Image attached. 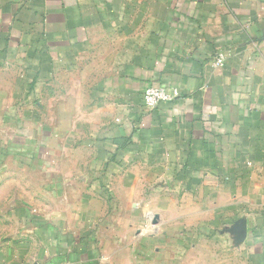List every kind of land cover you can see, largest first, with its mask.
<instances>
[{"label": "crops", "instance_id": "1", "mask_svg": "<svg viewBox=\"0 0 264 264\" xmlns=\"http://www.w3.org/2000/svg\"><path fill=\"white\" fill-rule=\"evenodd\" d=\"M0 264H264V0H0Z\"/></svg>", "mask_w": 264, "mask_h": 264}, {"label": "built area", "instance_id": "2", "mask_svg": "<svg viewBox=\"0 0 264 264\" xmlns=\"http://www.w3.org/2000/svg\"><path fill=\"white\" fill-rule=\"evenodd\" d=\"M224 55L219 53L215 59L214 64L217 67L224 66ZM180 92L178 89H167L163 86L149 85L143 91V100L146 108L154 109L163 102H170L178 98Z\"/></svg>", "mask_w": 264, "mask_h": 264}]
</instances>
